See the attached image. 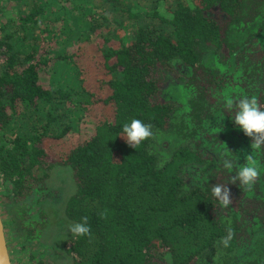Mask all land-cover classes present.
<instances>
[{"label": "trees", "instance_id": "trees-1", "mask_svg": "<svg viewBox=\"0 0 264 264\" xmlns=\"http://www.w3.org/2000/svg\"><path fill=\"white\" fill-rule=\"evenodd\" d=\"M29 1L0 0L2 219L22 250L48 227L45 211L23 209L41 199L58 201L63 224L87 217L90 234L64 243L68 264H264V171L251 188L232 183L248 155L264 169V146L225 106L247 96L264 110V0L166 12L160 0H83L65 20L49 3L25 11ZM132 119L154 133L136 148L122 136ZM62 171L73 178L64 205L49 186ZM40 254L59 257L46 243Z\"/></svg>", "mask_w": 264, "mask_h": 264}, {"label": "rangeland", "instance_id": "rangeland-1", "mask_svg": "<svg viewBox=\"0 0 264 264\" xmlns=\"http://www.w3.org/2000/svg\"><path fill=\"white\" fill-rule=\"evenodd\" d=\"M56 1V3H55ZM95 3H100L102 0H94ZM174 1H180L185 4H190L193 1L192 0H160L161 2V8L163 11H170L173 5ZM151 0H140V4L147 3L149 4ZM49 3V7L51 11H61L59 18L61 17V20H65V14H68L66 18L72 17L73 15H69V13H73L74 11H79L80 8L83 7L82 3L83 0H30L26 5H23L25 7V11H28L30 7L33 5H39V4H46ZM55 3V4H54ZM16 2H12L10 7H12V12L17 13L16 9ZM22 5V4H21ZM13 6H15L13 8ZM104 6L99 10L100 12H103L105 9ZM149 8V7H148ZM141 11H144V9L141 7ZM67 20V19H66ZM72 25L71 22H67V26ZM70 28V27H69ZM61 174H67V172L62 171ZM50 187L56 189L59 194L63 195V198L61 199L62 205L67 201V196L69 197V192L72 190L73 187V178L71 176V172L65 176L63 181L59 178V175L56 173H52V179L49 182ZM75 185V184H74ZM10 188H0V214L4 219H7L6 216H3L6 212H8L6 203H5V195L9 194ZM41 200V199H40ZM37 199V202L40 201ZM36 201V200H35ZM27 202L25 208L23 209H30L32 206H36L35 211L31 212L30 215L33 213H38L39 217L41 218L42 211H45L46 216L48 218V227L46 228L42 239L38 242H33V244L29 245V247L24 251L22 250V242L19 241L18 236V230L15 229L13 226H9V223L5 227V236L6 241L8 244L12 264H17L20 262V264H68L66 262H63L65 260L64 258V251L63 246L66 241L69 240L71 236H73V233L69 231V228L71 226L70 223L64 222L62 219V208L58 201H55L51 203L53 207H49V205H45V203L41 202L37 204V202L34 204V202ZM13 208H11L12 210ZM22 209V210H23ZM24 215V213H23ZM20 217H22V213L20 214ZM18 228V227H17ZM46 240V242H45ZM45 243L48 245H53L55 248L56 253H58L57 257H48V258H40V252L41 248L45 246ZM21 249V251H20Z\"/></svg>", "mask_w": 264, "mask_h": 264}, {"label": "clouds", "instance_id": "clouds-1", "mask_svg": "<svg viewBox=\"0 0 264 264\" xmlns=\"http://www.w3.org/2000/svg\"><path fill=\"white\" fill-rule=\"evenodd\" d=\"M225 106L229 110H235L234 117H231L233 123L246 136L253 138V146L257 151L261 150L262 146H264V110H261L258 106L256 99L245 96L235 103L232 99H228ZM123 133L124 135L122 136L125 138L127 145L132 148H136L142 142L154 136L151 125L144 123L140 119H132L129 123H125L123 125ZM223 167L232 170L236 167V162L232 159H225ZM262 171L264 169L260 168L256 159L248 155L246 163L238 167L236 176L232 178V183L239 180L241 186L251 188ZM212 195L225 208L232 204L230 191L224 184L213 186ZM69 231L77 236L89 235L90 226L88 225L87 217H83L81 223L71 225ZM232 238V229L229 227L227 236L221 240V243L224 247H228Z\"/></svg>", "mask_w": 264, "mask_h": 264}, {"label": "water", "instance_id": "water-1", "mask_svg": "<svg viewBox=\"0 0 264 264\" xmlns=\"http://www.w3.org/2000/svg\"><path fill=\"white\" fill-rule=\"evenodd\" d=\"M0 264H12V260L5 236V227L1 214H0Z\"/></svg>", "mask_w": 264, "mask_h": 264}]
</instances>
